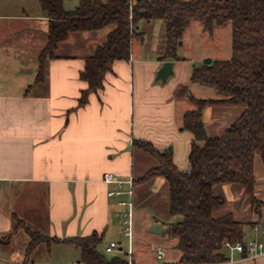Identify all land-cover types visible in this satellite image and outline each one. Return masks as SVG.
<instances>
[{
	"label": "crops",
	"instance_id": "1",
	"mask_svg": "<svg viewBox=\"0 0 264 264\" xmlns=\"http://www.w3.org/2000/svg\"><path fill=\"white\" fill-rule=\"evenodd\" d=\"M11 4L0 0V239L16 231L19 223L24 229L60 240L97 233L103 235L101 253L111 243L118 244L113 258L131 259L132 264L180 263L179 251L171 249L178 239L168 234L173 223L169 185L163 178L139 183L159 162L135 142L150 143L161 153L171 152L181 172L191 171L194 136L184 130V117L198 109L197 100L226 99L214 87L192 80L194 69L204 64L207 55L178 52V60H163L166 44L160 51L147 31L162 28L164 34V23L141 22V36L132 39L130 59L114 62L102 89L80 105L82 93L89 89L81 78L86 59L107 41L113 26L71 33L59 45L56 58L46 60L43 79L38 82L50 19L40 0L34 4L23 1L13 5L15 10ZM64 7L73 11L78 6L70 10L64 1ZM201 28L204 37L207 33ZM166 62L174 64L173 75L163 82L158 74ZM242 113L239 106H206L203 123L208 136L221 137ZM109 173L134 182L131 242L124 237L120 222L128 209L119 205L130 198L127 194L108 196L117 189L104 183ZM254 174V194L261 204L253 205L242 188L237 199L249 202L243 215L227 214L245 225V241L257 238L264 242V163L260 155L254 160ZM223 186L227 192L235 188ZM154 226L160 232L153 231ZM153 247L162 248L163 260ZM74 248L77 253L70 264H81V252ZM130 250L132 257L127 256ZM225 253L228 260L223 264H264V256L243 259L229 250Z\"/></svg>",
	"mask_w": 264,
	"mask_h": 264
},
{
	"label": "trees",
	"instance_id": "2",
	"mask_svg": "<svg viewBox=\"0 0 264 264\" xmlns=\"http://www.w3.org/2000/svg\"><path fill=\"white\" fill-rule=\"evenodd\" d=\"M43 12L50 19L48 44L40 56L38 82L43 79L45 62L56 58V51L71 33L99 31L113 26L107 41L86 59L81 78L89 89L82 93L80 105L88 102L91 93L103 87L112 64L131 57L132 39L141 36V22L162 21L166 48L163 60H178V47L186 28L199 21L212 32L216 27L232 25L230 60L212 61L195 68L192 80L212 86L226 96L225 100H197L198 109L184 117V130L194 136L189 161L190 172H181L171 152L161 153L150 143L135 146L153 157L159 166L150 170L139 183L163 178L169 185V213L180 217L169 225L168 234L178 239L182 258L178 264H206L228 260L224 244L244 240V224L232 214L216 216L225 204L215 194L220 185H239L251 203L255 198L254 160L260 155L264 163V0H80L73 11L64 7V0H40ZM239 106L243 113L219 138H210L203 123L206 106ZM25 228L21 223L17 229ZM31 239L26 259L40 243L71 244L81 252V264H129L127 259L104 256L99 247L103 235L60 240L37 235L25 229ZM14 231L0 239L8 247Z\"/></svg>",
	"mask_w": 264,
	"mask_h": 264
},
{
	"label": "rangeland",
	"instance_id": "3",
	"mask_svg": "<svg viewBox=\"0 0 264 264\" xmlns=\"http://www.w3.org/2000/svg\"><path fill=\"white\" fill-rule=\"evenodd\" d=\"M2 1V0H1ZM12 2L11 10H15L13 5L19 4L23 1L36 3V0H8ZM68 9H74L79 6V0H64ZM151 1V0H148ZM14 3V4H13ZM66 9V8H65ZM158 25H162L161 22H157ZM198 25V27L196 26ZM202 24L199 21L192 22L185 30L182 41L179 43L178 52L180 55L189 54L190 56L195 53L203 52L207 55L206 58L202 59V63L206 60H230L233 56L232 51V25L228 24L223 27H216L211 33L206 31L207 35L202 37L204 31ZM163 36V39H162ZM147 37L149 40H153L159 47L160 51L162 45L164 46L166 39L165 33L163 34L162 28H148ZM157 39V40H156ZM159 51V50H158ZM226 97V96H224ZM232 191L227 192L224 190V186L220 185L215 188V194L221 196L225 200V204L216 213V216H222L229 212H234L236 214L243 215V210L249 203L248 200H239L238 191L242 189L241 186L235 185ZM246 218V217H245ZM238 219H240L238 217ZM180 217H173V223L179 222ZM31 227V225H29ZM32 228V227H31ZM42 233H45V226H42ZM30 231V230H29ZM32 232V231H31ZM35 233V232H33ZM35 234L41 235L36 232ZM15 236V237H14ZM13 240H11V245L8 247H0V264H70L74 255H76V250L74 246H51L50 250L47 243H40L36 246L35 250L26 259L27 248L31 243V239L28 236L24 228L17 229ZM44 236V235H41ZM47 237V236H44ZM173 238V237H172ZM170 238V239H172ZM123 244L124 252H127L128 246L126 241ZM103 249V248H102ZM171 249L174 251L177 249L179 251V259L177 262L181 261L182 252L179 249L178 244L176 246L171 245ZM104 256L108 259H112L115 253H107L102 250Z\"/></svg>",
	"mask_w": 264,
	"mask_h": 264
},
{
	"label": "built area",
	"instance_id": "4",
	"mask_svg": "<svg viewBox=\"0 0 264 264\" xmlns=\"http://www.w3.org/2000/svg\"><path fill=\"white\" fill-rule=\"evenodd\" d=\"M103 181L105 184L108 185H116V190H111L108 192L109 197H122L123 195L127 194L130 198L129 201H120L119 205L122 207H125L128 209L125 214L121 217V224L123 227V235L125 238H127L130 242L133 238V224H132V218H133V204H132V197L134 194V182L132 179L129 180H120L115 174L109 173L106 174L103 178ZM126 188H128L126 190ZM256 231H260V227L257 226ZM224 247L226 250H229L232 253H238L241 254L243 259H257L262 256H264V242L260 241L259 239H253L249 241H243V242H237V243H231L226 242L224 244ZM119 248L117 243H111L107 248V253H113L117 251ZM153 251L156 253L157 257L160 259H164V252L162 248L160 247H153ZM127 256L132 257V251L130 250L127 254ZM129 264H132V260H128ZM224 262H217V263H206V264H223ZM231 263V261H230ZM166 264V263H164Z\"/></svg>",
	"mask_w": 264,
	"mask_h": 264
},
{
	"label": "water",
	"instance_id": "5",
	"mask_svg": "<svg viewBox=\"0 0 264 264\" xmlns=\"http://www.w3.org/2000/svg\"><path fill=\"white\" fill-rule=\"evenodd\" d=\"M211 63H212V60H206L204 62L205 65H210ZM173 66H174V64L172 62H166V63H164L162 69L160 70V72L158 74V79L161 80V81H163V82H166V80L168 79V77H170L171 75H173ZM152 230L155 231V232H160V227L159 226H154L152 228Z\"/></svg>",
	"mask_w": 264,
	"mask_h": 264
}]
</instances>
